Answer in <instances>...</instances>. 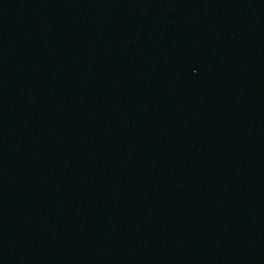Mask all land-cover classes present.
<instances>
[{"label": "water", "instance_id": "95a60500", "mask_svg": "<svg viewBox=\"0 0 264 264\" xmlns=\"http://www.w3.org/2000/svg\"><path fill=\"white\" fill-rule=\"evenodd\" d=\"M0 264H264V0H0Z\"/></svg>", "mask_w": 264, "mask_h": 264}]
</instances>
